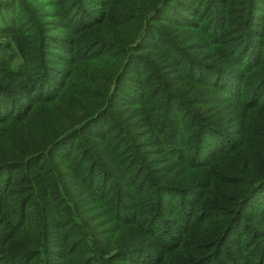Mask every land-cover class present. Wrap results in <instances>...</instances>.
<instances>
[{"label": "trees", "instance_id": "obj_1", "mask_svg": "<svg viewBox=\"0 0 264 264\" xmlns=\"http://www.w3.org/2000/svg\"><path fill=\"white\" fill-rule=\"evenodd\" d=\"M17 15V49L0 58V264H264V0H0L4 23ZM164 45L180 54L187 97L170 88L182 81L174 71L161 70ZM138 60L152 125L171 121L181 102L187 146L203 160L167 166L121 146L135 160L134 195L100 247L108 210L91 200L101 193L90 178L109 182L110 163L132 167L109 145L98 156L92 137L104 117H124L111 109ZM71 137L80 157L56 158Z\"/></svg>", "mask_w": 264, "mask_h": 264}, {"label": "rangeland", "instance_id": "obj_2", "mask_svg": "<svg viewBox=\"0 0 264 264\" xmlns=\"http://www.w3.org/2000/svg\"><path fill=\"white\" fill-rule=\"evenodd\" d=\"M19 22H21V19L18 17V15L16 17H12V22L8 23H4L3 19L0 16V58L2 59H10L13 54L12 52L17 49V46H15L12 50L9 47H13L11 44H13L12 41L16 38L13 28L22 27L18 26V24H20ZM5 26H7V28L3 30ZM160 49L161 53L164 49L169 51V55H167V57H165L163 61H161V65L163 66V69L161 70L164 71L168 70L169 68L174 71V74L171 76L175 77L176 81L182 80L181 74L185 72V70L179 71V68L176 65L177 62L181 59L178 51L173 50L168 45H164V47L162 46ZM11 64H14V61ZM145 66V63L142 60L135 61L132 66L133 69L130 68L128 70L132 77L128 78L127 82L123 85V87L119 89L120 91L116 95V100L120 101V108H112L111 112H113V114L117 118H120L121 115L125 114L124 117H121L120 123L111 122L109 119H106L104 117L102 123L100 121L101 127H103L104 130L102 132V135L96 137L93 134L94 137H92L94 139V142L98 144L97 148L92 146L93 151L98 156L100 154H103V156H105V152H102L104 148L103 146L109 145V150L113 149L115 153H117L118 150H121V156H119L117 160H121L122 162H129L130 167H132V172L130 173L128 170H124V163L117 165H113L110 163L109 165H107L109 171L105 174L106 177L110 179V181L107 182V179L105 181L101 180V175L99 174V168L101 166H104V164H94L96 165V174H99L100 177L94 178L91 176L92 178H90V182L97 183V191L98 193H101V195H95L92 197L93 199L91 198V200L95 203L100 202L106 204L104 205L103 209L108 210L104 215L107 223L102 229L103 234L98 235L99 239L96 238V241L99 240L98 245L100 247H104V243L110 240V235H108V233L106 232L108 230L107 228H110V226H113L118 222V220L113 221V218L116 216V212H118L119 214H121L122 212V215L126 216L127 214L125 213L129 211V208L127 206H129V204H132L131 197L132 195H134L132 183L134 182L135 176L133 172L136 168L135 160L131 159L133 160L131 161L127 158H124L122 156L124 154V148L121 146H138L136 154L138 156H141V160L144 161L151 158H160V160H164V162H166L167 166H169V164L173 162H175L176 164V162H180L181 160H186L188 162H198L203 160V158L200 157L198 159L195 158V160L193 161V153L191 150L192 147L187 146V142H191V135L187 132L188 126L186 119H180L178 115L180 110L183 108L181 102H175L173 104L174 107L171 108L170 112L172 113V115L174 114V116L172 117L171 121L166 118V122H164L161 126L152 125V123H154V120L156 121L155 118L157 116L155 117L153 112L146 113L145 110L147 105L143 107V105H141L140 103L143 102L141 101L142 93L144 94V96H146L147 94L144 91V85H142V82H146L148 80L146 75L149 71ZM135 80L137 81L135 82ZM156 83L157 82H155V84ZM170 88L174 91H181L180 95L183 97H187V90L189 88L187 80H182L177 85H172ZM209 90L210 89H202L201 93L209 92ZM181 114H183V112H181ZM100 123H98V125L96 126H100ZM127 123L130 125H128ZM121 125L126 129L128 128V136L122 134V131L119 129V126ZM78 141L79 139H75V137L69 138L56 149L58 154L55 157L60 158L61 154L66 153V151L68 150L72 151V154L76 155L75 157H80V153L76 154L75 151L73 152L75 148L77 149L76 146H78ZM155 143H157L156 145H158L157 148L160 151L159 155H153V152H155V147H151V145ZM87 150L88 152H92L91 148H88ZM212 150H214L213 147L209 150V154H204L202 156L207 158L208 155L212 153ZM54 152L55 151H53V153ZM88 152L86 153L88 154ZM69 154H71V152ZM89 165L90 163L86 164V169H88ZM112 174L114 175V177H112ZM55 176L56 174L54 173L53 177ZM61 179H63V175H61ZM184 186L186 188L187 185ZM176 194L177 193H175L174 191L170 194H164V196L170 198V201H168L167 203L168 209H171L172 206H176L177 203H174V201H172V196H175ZM178 196H186V194H178ZM114 205H117V210L114 207L112 208V206ZM109 210H111V212ZM54 220L59 222L58 217H55ZM52 232H54L55 236H58L57 239L54 238V244L59 242V245H62L63 230L53 228ZM71 240L73 239H70V241ZM114 243L109 244L108 248H112ZM58 250V252H61L62 250H64V248L59 247ZM112 250L110 251L111 255L114 253V251ZM128 254V252L122 253L118 257V259L126 260ZM134 257L139 258V255L135 254ZM56 258H59V256L56 255Z\"/></svg>", "mask_w": 264, "mask_h": 264}]
</instances>
